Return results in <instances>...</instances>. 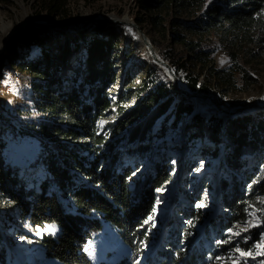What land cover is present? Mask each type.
<instances>
[{"label":"trees","instance_id":"obj_1","mask_svg":"<svg viewBox=\"0 0 264 264\" xmlns=\"http://www.w3.org/2000/svg\"><path fill=\"white\" fill-rule=\"evenodd\" d=\"M133 1L148 14L149 26L159 39V58L179 79L176 67L183 68L184 84L193 93L210 94L205 78L229 88L236 81L234 74L246 75L235 51L228 53L229 72L208 66L223 46L259 48L264 44V0ZM39 2L35 18L44 16L59 24L80 21L69 16L68 0ZM117 31L111 24H90L81 30L32 28L15 39L0 59L1 70L15 65L25 74L28 86L21 94L26 103L15 105L13 116L0 108V207L6 208L3 218L0 213V264L15 258V242L2 229L10 222V214L32 230L51 227L52 232L42 231L37 237L13 230L14 235L25 234L38 245L43 260L38 264H92L84 248L104 224L113 227L136 255L138 244L149 237L146 230L155 192L171 180L161 152L164 144L151 145L156 126L155 137L180 125L182 143L186 136V141L206 140L214 147L201 146L199 157L216 161L208 183L214 194L210 209L189 207L187 213L200 220L205 216L202 211L212 214L211 226L196 233L192 225L187 228L173 222L170 237H175L167 243L168 251L156 248L163 256L162 264L183 262L184 254L175 245L184 235L191 256L182 264L204 263L196 239L218 227L227 231L244 224L247 213L264 196V175L256 182L253 179L259 168L264 170L262 113L257 114L258 121L251 115L224 120L190 115L192 107L184 105V97L174 102L173 86L162 81L154 64H130L132 58L121 47ZM175 45L180 46L178 51ZM191 61L205 66L201 82L185 67ZM185 115L190 116L185 120ZM147 154L142 165L138 158ZM252 236L258 242L257 235ZM251 243L249 248L243 245V250L250 251Z\"/></svg>","mask_w":264,"mask_h":264},{"label":"rangeland","instance_id":"obj_2","mask_svg":"<svg viewBox=\"0 0 264 264\" xmlns=\"http://www.w3.org/2000/svg\"><path fill=\"white\" fill-rule=\"evenodd\" d=\"M39 1L34 3L35 0H0V47L5 42L10 28L14 29L19 25H26L28 22L54 23L45 19L44 16L34 17V11L40 6ZM67 4L69 16L72 18L78 16L81 21L107 15L115 19L126 18L130 22H135L136 25V21L139 22L144 34L146 33L150 40L154 42L153 47L158 53L160 52L157 46L159 39L149 26L148 14L139 9L133 0H68ZM117 29L121 47L125 48L132 58L130 64L134 63L139 67L149 66L150 61L145 58V49L137 33L128 26H117ZM179 32L181 31L179 30ZM189 37L192 38V36ZM223 47L222 51H218L212 56L208 62V66L212 65L214 68L229 72L231 63L228 53L235 51L242 59L243 68H246V75L234 74L233 77L236 81L229 88H226L211 77L205 78L204 81L207 83L210 95L214 98L215 102L225 109L253 103L264 104V44L259 48H252L247 45H242L241 48ZM179 49V45L174 46L175 51ZM167 50L166 48L165 53H167ZM245 50L250 51V55H245ZM179 63L184 66V61ZM185 67L193 71L195 75H198L199 81H202L205 76V66L203 67L191 61ZM176 68L181 79V84L185 85L183 68L181 66ZM139 71L142 72V69ZM160 75L159 77L167 86L172 85L164 73L161 72ZM238 75H244V78L240 79ZM26 81L25 74L21 73L15 65L7 68L6 71L1 70L0 67V108H2L1 110L4 113H8L9 116H13L11 110L15 105L26 103L22 97V93L28 89ZM134 81L136 83L138 78L136 77ZM170 91L175 103L182 101V97L174 91L173 87ZM183 102L184 105L192 107L193 113L190 115H198L204 117V119L212 117L226 119V117L212 109L209 104L188 99ZM260 112L264 120V109L245 115H251V117H254L258 121L259 118L256 116ZM189 116L185 115L182 118L186 120ZM157 131H159V128L156 126L151 145L152 147L159 148L164 144L161 152L163 162L167 166L166 171L169 173L171 180L162 189L155 192L153 215L146 230L149 236L147 240L149 241L145 240L144 243L138 244L137 253L134 255L129 248L122 246V242L120 239L118 240L117 231L108 224H104L101 231L104 229L105 232L102 235L100 234L101 231L96 234L93 233L84 248V253L92 264H121L123 262L125 264H153L154 260L156 264H162L163 256H159L156 248L159 247L162 251H168L169 244L167 243L175 237H170L174 233L173 222L182 224L187 228L192 225L196 233L203 231L208 225L211 226L212 214L207 215V212L202 211V214L205 216L200 220V217L197 216L192 219L189 218L187 213L189 207L193 208L194 211H199L200 208L209 210L210 203L214 200V194L208 190V183L212 180V170L216 165V161L213 158L209 159V157L205 160L199 157V148L201 146L209 145L214 147V145L208 143L206 140L203 141L200 137L186 141L188 136L184 138L185 142L182 143L183 133L180 125L175 129L169 128L161 137H155ZM222 146V142L218 144L219 148H222ZM147 157L148 154L138 158V160L143 165ZM180 165L182 166L181 169ZM218 175L226 177L221 171H218ZM263 175V168H259L253 179H256V182ZM257 203L258 207H254L253 210L247 213L248 219L244 224L234 225L233 228L227 231L218 230L220 228L218 227L210 230L208 235L200 236L197 238L198 240L196 239L204 256V263L201 264H264V262H261L264 254V196L260 197ZM200 204L204 206L197 207ZM4 209L6 208L0 207L2 218L4 216ZM10 215V222H6V228L2 229L15 242L13 248L15 258L10 259L8 257L6 264H14L15 261L18 264H38L42 262L40 248L33 242L32 238L30 240L27 239L25 234L23 236L14 235L13 230L18 229L23 233L30 234V237H37L42 231L45 233L52 232L51 227L46 226L43 230H32L25 222H21L16 214ZM252 233L255 236L257 235L258 242H254ZM181 237L182 240L178 241L175 245L184 254V260L180 264L186 263L191 256V251H186L185 235ZM251 241L250 251H244L242 246L245 245L249 248L248 244ZM105 244L114 248L117 247L119 251L123 252V255L115 261L109 262L116 254L109 252L105 255L106 259H104L105 257L101 256V251L104 249ZM173 253L174 257H176V253ZM242 253H247V255H242ZM157 256L158 258H156ZM150 259H152V262H149Z\"/></svg>","mask_w":264,"mask_h":264},{"label":"water","instance_id":"obj_3","mask_svg":"<svg viewBox=\"0 0 264 264\" xmlns=\"http://www.w3.org/2000/svg\"><path fill=\"white\" fill-rule=\"evenodd\" d=\"M90 24H111L115 26H128L132 28L137 35L140 38L141 43L143 46L147 49L149 52L150 56L153 58V60L161 65L163 67V72L164 74L168 77L170 80L174 91L179 94L181 97H184L185 99L188 100H193V101H204L207 102L212 109L216 110L217 113L220 115L226 117V118H235L239 117L245 114H249L251 112L257 111V110H263L264 109V104H246L243 106H237L232 109H225L218 105L214 98L207 93H193L191 92L185 85L181 84L180 79L177 77L175 74L174 69L163 59L159 58L158 52L156 49L153 47V45L150 43L148 40L147 36L144 34L142 29L135 24V22H130L126 18L123 19H115L106 16L102 17H95V18H88L86 20H80L79 22H66L63 24L59 23H43V22H28L26 25H23L22 28L18 29L15 32H12L7 35L5 42L0 48V59L5 55L7 52V49L10 47L11 43L17 39L25 30L28 29H47V30H61V29H66V28H73L76 30H81L86 28Z\"/></svg>","mask_w":264,"mask_h":264},{"label":"bare ground","instance_id":"obj_4","mask_svg":"<svg viewBox=\"0 0 264 264\" xmlns=\"http://www.w3.org/2000/svg\"><path fill=\"white\" fill-rule=\"evenodd\" d=\"M22 26L23 25H19V26H17L16 28H10L9 30H8V33L7 34H10V33H12V32H15V31H17L18 29H20V28H22ZM142 44V43H141ZM142 46H143V44H142ZM1 48V47H0ZM143 48L145 49V53H144V55H145V58H147L152 64H154L155 66H156V69H158V71H161L162 73H164L163 72V67L161 66V65H159V64H157L154 60H153V58L150 56V54H149V52L147 51V49L143 46ZM201 103H204V104H208L207 102H202V101H200ZM105 232V230L103 229L101 232H100V234L102 235L103 233ZM117 237H119L118 235H117ZM118 240H119V238H118ZM121 241V240H120ZM122 246L123 247H125L126 248V246L122 243ZM102 257H105L104 259H106V254L107 253H109V252H114V253H116L114 256H113V258H111V260L109 261V262H112V261H115L118 257H120V256H122L123 255V252H121V250L119 251L118 250V248L117 247H113V246H108L107 244H105V246H104V249H102Z\"/></svg>","mask_w":264,"mask_h":264},{"label":"snow or ice","instance_id":"obj_5","mask_svg":"<svg viewBox=\"0 0 264 264\" xmlns=\"http://www.w3.org/2000/svg\"><path fill=\"white\" fill-rule=\"evenodd\" d=\"M203 204L197 205V207H203ZM242 255H247V253H242Z\"/></svg>","mask_w":264,"mask_h":264}]
</instances>
